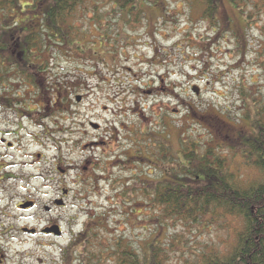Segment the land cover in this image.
<instances>
[{
	"label": "rangeland",
	"instance_id": "374dc122",
	"mask_svg": "<svg viewBox=\"0 0 264 264\" xmlns=\"http://www.w3.org/2000/svg\"><path fill=\"white\" fill-rule=\"evenodd\" d=\"M21 1L23 8L31 5L30 0ZM82 1L88 7L92 4V0ZM98 1L99 14L104 16L101 22L106 18L113 26L97 23L100 29L92 28L82 22L91 16L87 7L78 8L72 21L79 28L74 27L70 34L61 25L67 32L65 43L71 45L74 55L52 51L43 59L51 60L52 71H45L59 80L62 96L71 97L68 104L71 102L72 106L70 115H58L54 123H45L46 128L54 131L55 145L49 151L44 150L41 169L54 171L52 164L62 160L71 166V171L64 179L60 176L59 184L49 188L44 189L43 183L34 181L30 185H18L14 190L17 198L0 196V247L6 254L3 264H83L82 261L119 264L117 257H111V251L100 263L90 258L91 255L97 258L103 250L101 246L113 239L127 242L128 251L141 262L154 253L160 254L164 264H200L201 258L210 252L225 254L239 231L238 218L219 216L222 212L215 207L200 213L194 221L166 217L160 206L141 195L144 188L138 182L140 176L158 177V171L147 161L140 164L133 159L131 163L126 161L129 155H136L158 163L151 157L156 154V148L148 136L157 139L156 143H166V137L168 149L180 154L179 136L184 133L186 141L199 147L223 146L216 154L226 157L231 172L244 182L259 179L258 172L242 166L240 158L226 147H230L229 142L222 141V137H237L238 131L253 132L246 130L247 122L241 123L247 111L242 99L249 98L253 110L262 106L264 112V17L259 12L260 1L226 4L234 26L241 24L245 28L237 12L242 16L245 4L249 7L244 14L254 20L247 25L248 29L246 26L244 39L238 42L234 37H223L225 29L217 21L203 19L198 2L169 3L167 11L161 13L151 6L141 17L140 2L116 16L103 3L107 0ZM126 10L131 12L124 27ZM115 20L119 26L113 24ZM113 37L124 39L114 44L108 40ZM77 97L81 98L79 103ZM92 124L101 131L94 132ZM113 134L114 145L100 143L108 142ZM95 141L99 148L91 149L90 144ZM240 146L237 143V148ZM36 150L25 148L28 156ZM120 151L124 154L123 167H116L117 163L110 165L108 159ZM20 156L15 155L18 162L29 160ZM91 156L99 161L89 172V175L99 174L96 180H88L87 173L81 169ZM33 173L36 169H28V174ZM170 176V173L165 175ZM63 183L71 192L66 207L52 215L46 214L41 206L59 196ZM132 188L141 190L134 192ZM30 196L38 199L39 207L34 212H22L17 204ZM51 220L58 225L59 237L41 232ZM32 229L37 230L36 234L25 232ZM84 229L91 232L89 243L83 248L85 237L79 235ZM76 236L78 241L74 245L71 241Z\"/></svg>",
	"mask_w": 264,
	"mask_h": 264
},
{
	"label": "trees",
	"instance_id": "16d2710c",
	"mask_svg": "<svg viewBox=\"0 0 264 264\" xmlns=\"http://www.w3.org/2000/svg\"><path fill=\"white\" fill-rule=\"evenodd\" d=\"M186 1L189 4L200 3L203 19L212 23L217 21L220 27L223 26V29L228 26L234 30L236 42L244 39L245 31L248 29L247 25L251 23L250 21H254L251 16L244 14L245 8L249 7L247 4L241 11L243 17L239 15L240 11L236 10L245 28L241 24L234 26V20L226 11V4L232 6V3L235 4L243 0H107L103 3L110 6V13H116V16H119L122 15V10H125L126 7H135L133 4L140 2L142 6L139 15L142 17L144 16L142 13L151 6L161 10V13L167 11L169 3L184 5ZM259 1L249 0L248 4L257 2L261 4L259 12L261 17H264V0ZM21 2V0H0V38L3 39L2 48L9 53H11L12 45H18L23 51L26 67L31 70H41V62H46L43 66H47L46 64L50 60L43 61V59H47L49 52H62V54L65 52L74 55L71 45L68 46L65 43L67 32L62 30L61 25H65L70 34L74 27L79 28L72 21L76 9L84 10L87 7V12L91 16L87 15L88 17L82 22L94 29H100L97 23L113 26L110 24L111 22L108 23L106 18L105 22H101L104 16L99 14L100 1L98 0H92L89 7L85 3L86 1L82 0H30L28 3L31 5L25 6L26 9L20 6ZM32 10L34 11L31 12ZM124 12L126 20L122 25L125 27L131 11ZM147 17L150 18L148 15ZM230 23H232V27ZM3 24L4 27H2ZM113 24L119 26L116 20ZM121 39L124 38L113 37L108 40L117 44ZM61 47L62 49H59ZM75 49L80 50L76 46ZM12 63L14 62L9 64ZM26 80L33 81L34 78ZM248 99H242L247 111L244 113L241 123L242 121L247 122L249 125L246 130L249 128L253 132L249 134L248 131H238L237 137L226 135L222 137V141L229 142L230 147L228 145L226 147L232 149L234 154L240 158L242 166L251 167L259 173L258 180L244 182L240 176L231 172L227 158L216 154V151L223 146L217 145L210 148L203 144L199 147L195 142L186 141L184 133L179 136L182 146L180 154L168 149L166 137V143L162 141L156 143L157 139L152 138L153 141L150 143L152 147L156 148V154L151 157L158 163L150 162L147 159L146 161L154 166V170L158 171L159 176L152 178V175L149 174L138 177V182H141L144 188L140 194L149 197V201L153 205L155 203L160 206L166 217L194 221L200 213L205 214L208 208L215 207L222 212L219 216H230L240 220V228L231 249L225 254L216 251L204 254L200 264H264V112L262 106L253 110ZM217 132L218 128L215 130V133ZM237 143L241 144L239 148H237ZM165 164L167 167H163ZM169 173L171 176L165 177ZM138 189L132 188L134 192H137ZM84 233L85 231L79 235L85 237L83 248L89 243L88 237H90ZM77 236L71 242L74 245L78 241ZM90 243L93 244L91 240ZM104 246H101L103 250L97 255V258L95 255H91L90 258L93 261L100 260L99 263L102 262L105 259L104 256H108V251H111V257H117L119 264H164V259L160 257L159 253L150 254V258L145 257L144 262L139 261L136 254L128 251L127 242L121 239L107 241ZM83 248L81 246V249ZM78 262L80 263L79 259ZM82 263L84 264L83 261Z\"/></svg>",
	"mask_w": 264,
	"mask_h": 264
},
{
	"label": "flooded vegetation",
	"instance_id": "af4514ba",
	"mask_svg": "<svg viewBox=\"0 0 264 264\" xmlns=\"http://www.w3.org/2000/svg\"><path fill=\"white\" fill-rule=\"evenodd\" d=\"M231 25L232 23H230ZM233 31L228 26L225 29L229 37L235 36ZM2 46L3 39L0 38V122L3 125V128H0V196L5 199L7 196H12L11 198L18 197L14 192L18 185L26 186L34 181H40L44 184L45 189L59 184L61 175L63 179L69 175L71 166H67L62 160H59L54 165L52 164L54 171L41 169V162L45 159L44 150L49 151L55 145L54 131L50 127H45L46 121L54 123L58 115H70L72 103L69 102L68 104L71 97L62 96L63 87L59 80H54L55 78L47 75L45 71H52L50 68L51 60L50 62L48 61L49 63L45 67L43 65L46 62H41V70H31L30 68L29 70L22 55L23 51L20 50L18 45H12L11 53L2 48ZM63 54L66 55L65 52ZM10 62L14 63L9 64ZM27 78H34V80L29 81L26 80ZM12 79L15 81H12ZM25 89L26 91H24ZM162 90L168 91V89ZM1 124L0 127L2 126ZM93 130L94 132L101 131L99 128H93ZM55 131L60 132L58 130ZM107 135L110 136L109 132H107ZM115 137L113 134L108 142L103 140L100 143L103 145H114ZM149 140L150 142L153 141L151 137ZM56 143L60 144V142ZM90 147L91 149L93 147L98 149V141L92 142ZM25 148H35L37 150L28 156ZM16 154L21 155L20 157L25 160H29L18 162L15 157ZM123 157L124 154L120 151L108 160L111 162L110 165L117 163L116 167H123ZM17 159L19 160V158ZM132 159L138 161V164L142 160L146 161L141 156L129 155L126 163H131L130 160ZM98 163L99 161L94 160L91 156L81 165V169L87 173L88 180H96L100 177L96 173L89 175L90 170ZM28 169H36V173L28 174ZM56 174L59 176L58 178H56ZM12 185H14V189ZM70 193V190L66 188V184L63 183L59 188V196L53 198L49 204H43L41 209L48 215L64 209ZM58 202L62 204L60 205ZM25 205H28V207L22 208ZM17 207L22 212H34L39 207V201L30 196L23 198L17 204ZM54 227H58V225L54 220H51L42 228L41 232L50 235L52 233H45L44 230ZM32 230L36 234L37 230ZM84 231V234L88 235L91 232L90 229L88 231L86 229L82 230V232ZM4 262H6V254L0 247V264Z\"/></svg>",
	"mask_w": 264,
	"mask_h": 264
},
{
	"label": "water",
	"instance_id": "95a60500",
	"mask_svg": "<svg viewBox=\"0 0 264 264\" xmlns=\"http://www.w3.org/2000/svg\"><path fill=\"white\" fill-rule=\"evenodd\" d=\"M194 92L197 94L198 93V91L195 89L194 90ZM80 100H81V98L80 97H77L76 98V101L77 102H80ZM92 128H94V129H97L98 128V126L97 125H95V124H92ZM58 204H62L61 202H58ZM28 207V205H25V206H22V208H27ZM26 232H29V233H34V231L33 230H31V231H28V230H25ZM44 232L45 233H52V234H54L55 236H60V231H59V228L58 227H54V228H51V229H49V230H44Z\"/></svg>",
	"mask_w": 264,
	"mask_h": 264
}]
</instances>
